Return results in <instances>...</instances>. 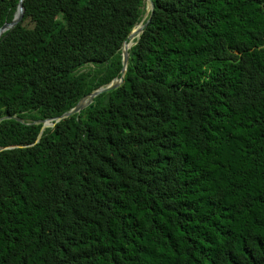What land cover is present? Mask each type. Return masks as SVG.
Instances as JSON below:
<instances>
[{
    "label": "trees",
    "instance_id": "16d2710c",
    "mask_svg": "<svg viewBox=\"0 0 264 264\" xmlns=\"http://www.w3.org/2000/svg\"><path fill=\"white\" fill-rule=\"evenodd\" d=\"M153 1L38 141L147 2L24 0L1 36L0 264H264V0Z\"/></svg>",
    "mask_w": 264,
    "mask_h": 264
},
{
    "label": "water",
    "instance_id": "95a60500",
    "mask_svg": "<svg viewBox=\"0 0 264 264\" xmlns=\"http://www.w3.org/2000/svg\"><path fill=\"white\" fill-rule=\"evenodd\" d=\"M23 1L24 0H20L19 1L18 8H17V10L15 12L14 18L11 21H9V22H5L0 27V38L3 35L4 32H6L7 30L13 29L22 20V18L24 16V12H25V7H24V4H23ZM146 2L150 5V8L147 9V7H146V12H145V15H144V17L142 19V22H141L142 23V27L139 30V35L143 32V29L147 25V23L149 22L150 18H148L145 21V23H143V21L148 17L149 13L151 12V14H152V12L154 10V1L153 0H146ZM134 28L129 33L127 39L123 42V45H122V52H121V55H122V69H121V76L114 78L109 84H107L105 86H101V87L93 90L89 94L83 96L73 108H71L69 111L64 112L62 115H60V116H58L56 118H51V119L39 121V122H42L43 125L41 127V131H40V133L38 135L37 141L39 140V138H40V136L42 134V131L45 128L54 127L55 124L58 121H60L62 119H65V118H68V117H70L73 114L79 113L83 108H85L87 105H89L97 95H99V94H101L103 92L111 91V90L119 87L123 83L124 75H125V72L127 70V66H128V63H129V57H130L129 49L125 48V45H126L128 39H129L130 35L134 31ZM135 43L136 42H134V44ZM16 119L21 121V122H23V120L20 119V118L16 117ZM48 121H50L49 124H47Z\"/></svg>",
    "mask_w": 264,
    "mask_h": 264
},
{
    "label": "bare ground",
    "instance_id": "6f19581e",
    "mask_svg": "<svg viewBox=\"0 0 264 264\" xmlns=\"http://www.w3.org/2000/svg\"><path fill=\"white\" fill-rule=\"evenodd\" d=\"M149 8H150V7H149ZM141 27H142V26H141ZM141 27L139 28V30L141 29ZM136 30H137V29L135 28L132 34H134V33L136 32ZM139 30L135 33V35H134V39H133V40H129V39H128V41H127V43H126V45H125V48L130 49V47L134 44V40H135V38H137L138 35H139ZM129 38H130V37H129ZM49 123H50V121L47 122V124H49Z\"/></svg>",
    "mask_w": 264,
    "mask_h": 264
},
{
    "label": "rangeland",
    "instance_id": "374dc122",
    "mask_svg": "<svg viewBox=\"0 0 264 264\" xmlns=\"http://www.w3.org/2000/svg\"><path fill=\"white\" fill-rule=\"evenodd\" d=\"M147 9L150 7V5L147 3ZM137 30H136V32L139 30L138 28H136ZM135 32V33H136ZM133 33V32H132ZM135 33L134 34H131V36H130V38H129V40H133L134 39V35H135ZM135 42V41H134Z\"/></svg>",
    "mask_w": 264,
    "mask_h": 264
},
{
    "label": "clouds",
    "instance_id": "9594fccd",
    "mask_svg": "<svg viewBox=\"0 0 264 264\" xmlns=\"http://www.w3.org/2000/svg\"><path fill=\"white\" fill-rule=\"evenodd\" d=\"M136 27V26H135Z\"/></svg>",
    "mask_w": 264,
    "mask_h": 264
}]
</instances>
